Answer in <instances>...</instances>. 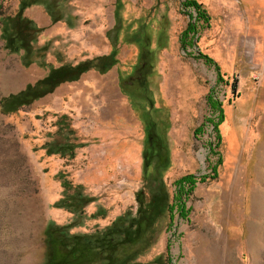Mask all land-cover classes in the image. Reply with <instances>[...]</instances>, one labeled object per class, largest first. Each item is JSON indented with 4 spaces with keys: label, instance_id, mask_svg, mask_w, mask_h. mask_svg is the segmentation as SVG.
<instances>
[{
    "label": "rangeland",
    "instance_id": "374dc122",
    "mask_svg": "<svg viewBox=\"0 0 264 264\" xmlns=\"http://www.w3.org/2000/svg\"><path fill=\"white\" fill-rule=\"evenodd\" d=\"M31 1L23 13L42 31L27 54L5 47L1 22L20 0H0V98L50 67L114 60L0 107V264H93L48 234L74 218L55 205L59 172L95 197L75 233L134 214L137 192L166 194L148 240L112 249L108 264H264V0H195L207 22L187 0ZM61 116L82 145L73 157L47 152Z\"/></svg>",
    "mask_w": 264,
    "mask_h": 264
},
{
    "label": "trees",
    "instance_id": "16d2710c",
    "mask_svg": "<svg viewBox=\"0 0 264 264\" xmlns=\"http://www.w3.org/2000/svg\"><path fill=\"white\" fill-rule=\"evenodd\" d=\"M33 0L31 2H36ZM27 0H20L17 11L10 16H5L1 19L2 24L8 30L5 39V47L12 51L19 49L27 54L34 53L33 43L37 36L42 31L34 22L24 15V9L28 5ZM188 5L195 8L197 18L208 21L209 16L201 4L195 0H187ZM196 28L191 23H188L180 35V43L182 46L188 44V33L196 32ZM191 42V41H190ZM38 52H35V54ZM208 61H213L205 54ZM114 58L111 55L95 56L76 64H62L57 67H50L48 72L36 80L32 84L26 85L22 90L16 93H10L0 98L1 109L7 112L15 111L21 106L31 104L33 101L41 98L46 93L51 92L57 85L64 81L77 79L80 74L90 69L101 71L105 66L110 65ZM213 107L218 110L216 122H214V130L217 132V125L223 119V110L219 104H214ZM58 129L56 135L63 139H53L46 148L48 153H58L61 156L73 157L75 148L82 146L68 138V134L73 133V130L68 126L64 116L58 119ZM66 131V132H64ZM220 136H216L219 141ZM63 187L62 197L56 201L55 205L58 208L73 213L74 218L71 222L63 225L51 223L49 225L48 234L58 241V245L65 250L67 254L89 251L90 258H93V264H108L112 257L111 250L115 251L121 247L133 244L135 242L145 243L151 234L155 223V211L159 213L164 207H168L167 196L164 191L158 192V198L153 194L148 196V202L145 195L137 192L138 206L134 214L124 212L117 216L111 223L102 229H98L91 233H75L71 229L79 225L84 219L85 207L95 200L94 196L84 192L82 185L72 184L70 180L62 173H58ZM193 175H184L176 180L175 184H179L181 190L184 189V184H191ZM146 187V186H145ZM144 189V188H143ZM179 189V190H180ZM165 209V208H164ZM145 235L141 237V233ZM140 235V236H139Z\"/></svg>",
    "mask_w": 264,
    "mask_h": 264
},
{
    "label": "bare ground",
    "instance_id": "6f19581e",
    "mask_svg": "<svg viewBox=\"0 0 264 264\" xmlns=\"http://www.w3.org/2000/svg\"><path fill=\"white\" fill-rule=\"evenodd\" d=\"M201 157H202V155H201Z\"/></svg>",
    "mask_w": 264,
    "mask_h": 264
}]
</instances>
